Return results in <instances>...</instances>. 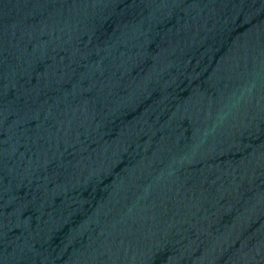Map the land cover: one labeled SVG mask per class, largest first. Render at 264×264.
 <instances>
[{
	"label": "water",
	"instance_id": "95a60500",
	"mask_svg": "<svg viewBox=\"0 0 264 264\" xmlns=\"http://www.w3.org/2000/svg\"><path fill=\"white\" fill-rule=\"evenodd\" d=\"M0 264H264V0H0Z\"/></svg>",
	"mask_w": 264,
	"mask_h": 264
}]
</instances>
